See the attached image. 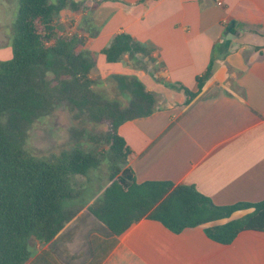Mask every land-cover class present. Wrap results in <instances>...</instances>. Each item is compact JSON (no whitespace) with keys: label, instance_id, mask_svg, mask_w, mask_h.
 <instances>
[{"label":"crops","instance_id":"crops-1","mask_svg":"<svg viewBox=\"0 0 264 264\" xmlns=\"http://www.w3.org/2000/svg\"><path fill=\"white\" fill-rule=\"evenodd\" d=\"M0 0V62L13 57L14 13ZM65 9L57 32L83 36L75 52L94 60L90 78H138L159 97V109L123 124L129 155L123 168L137 183L193 185L218 206L264 201V0H77ZM7 10H10L7 12ZM126 33L145 54L116 63L103 50ZM211 69L199 89L198 79ZM196 93L190 100L188 93ZM93 187L66 201L72 219L50 241L31 237L24 264H264V232H241L228 245L205 227L175 234L142 218L112 234L90 210ZM253 210L238 211L241 218ZM227 220L221 221L226 223Z\"/></svg>","mask_w":264,"mask_h":264},{"label":"trees","instance_id":"trees-1","mask_svg":"<svg viewBox=\"0 0 264 264\" xmlns=\"http://www.w3.org/2000/svg\"><path fill=\"white\" fill-rule=\"evenodd\" d=\"M83 5L77 0H19L10 41L13 57L0 62V264H24L31 237L52 240L72 219L64 204L80 194L76 178L86 177L100 165L94 151L81 147L84 130H76L80 134L74 146L54 161L40 159L28 149L32 127L58 109L71 110L76 119L107 120L106 156L114 171L89 210L112 234L120 235L142 218L160 222L175 234L204 226L210 239L224 245L243 231L264 232V201L218 206L193 185L137 183L133 170L123 168L130 151L120 127L155 113L159 97L127 75H112L108 80L125 103L109 101L96 90L103 83L89 76L92 56L76 53L78 37L60 35L56 28L65 9L79 11ZM103 54L107 62L116 63L125 55L132 59L145 54V48L121 33ZM210 76L211 69L198 79L200 90ZM187 93L190 100L197 95ZM250 209L251 213L230 219Z\"/></svg>","mask_w":264,"mask_h":264},{"label":"rangeland","instance_id":"rangeland-1","mask_svg":"<svg viewBox=\"0 0 264 264\" xmlns=\"http://www.w3.org/2000/svg\"><path fill=\"white\" fill-rule=\"evenodd\" d=\"M15 0H9V9L13 8ZM17 1V0H16ZM56 1V0H52ZM19 8V1L14 16L16 17ZM10 10H7L10 11ZM61 20L58 17L57 21ZM96 90L109 101L119 100L125 103L116 89L111 84L96 87ZM75 113L71 110L58 109L54 114L39 120L31 129L28 139V149L37 157L43 160L54 161L61 151L71 149L80 134L76 130H84V136L80 139L82 149L94 151L101 160L97 169H91L86 177H77V187H93L92 195L98 194L108 183L110 174L114 171L110 159L106 156L109 151V144L105 140L108 131L107 120L101 122L82 117L75 118ZM77 135V136H76Z\"/></svg>","mask_w":264,"mask_h":264},{"label":"built area","instance_id":"built-area-1","mask_svg":"<svg viewBox=\"0 0 264 264\" xmlns=\"http://www.w3.org/2000/svg\"><path fill=\"white\" fill-rule=\"evenodd\" d=\"M215 1H216L217 6H219V7L224 6L225 0H215ZM67 19L68 18H66V17H61V20H67ZM64 36H66L68 38L73 37V36L81 38L83 35L78 30H76L75 28H72Z\"/></svg>","mask_w":264,"mask_h":264}]
</instances>
